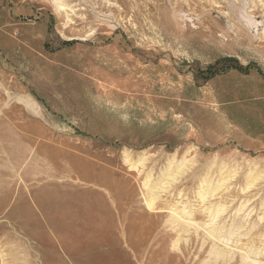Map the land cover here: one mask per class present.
I'll use <instances>...</instances> for the list:
<instances>
[{
  "label": "rangeland",
  "instance_id": "rangeland-1",
  "mask_svg": "<svg viewBox=\"0 0 264 264\" xmlns=\"http://www.w3.org/2000/svg\"><path fill=\"white\" fill-rule=\"evenodd\" d=\"M0 264H264V0H0Z\"/></svg>",
  "mask_w": 264,
  "mask_h": 264
},
{
  "label": "bare ground",
  "instance_id": "bare-ground-1",
  "mask_svg": "<svg viewBox=\"0 0 264 264\" xmlns=\"http://www.w3.org/2000/svg\"><path fill=\"white\" fill-rule=\"evenodd\" d=\"M40 144V143H39ZM40 153V152H39ZM41 158V157H40ZM42 173V172H41Z\"/></svg>",
  "mask_w": 264,
  "mask_h": 264
},
{
  "label": "trees",
  "instance_id": "trees-1",
  "mask_svg": "<svg viewBox=\"0 0 264 264\" xmlns=\"http://www.w3.org/2000/svg\"><path fill=\"white\" fill-rule=\"evenodd\" d=\"M208 72H210V71H208ZM210 76V75H209Z\"/></svg>",
  "mask_w": 264,
  "mask_h": 264
}]
</instances>
